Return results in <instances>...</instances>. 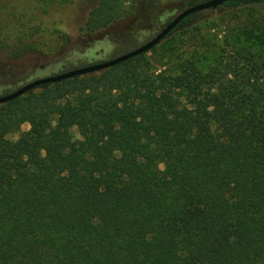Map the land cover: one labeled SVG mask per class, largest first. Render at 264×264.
Segmentation results:
<instances>
[{
	"label": "trees",
	"instance_id": "trees-1",
	"mask_svg": "<svg viewBox=\"0 0 264 264\" xmlns=\"http://www.w3.org/2000/svg\"><path fill=\"white\" fill-rule=\"evenodd\" d=\"M40 1L13 35L0 19V83L27 57L148 22L160 2L99 0L71 34ZM252 4L264 0L218 8ZM159 43L0 103V264H264V53L159 68L145 58Z\"/></svg>",
	"mask_w": 264,
	"mask_h": 264
},
{
	"label": "rangeland",
	"instance_id": "rangeland-1",
	"mask_svg": "<svg viewBox=\"0 0 264 264\" xmlns=\"http://www.w3.org/2000/svg\"><path fill=\"white\" fill-rule=\"evenodd\" d=\"M51 4L47 18L55 27L73 34L78 22L87 17L88 10L99 0H48ZM139 1V0H136ZM203 1V0H198ZM143 3V0H140ZM182 0H160L158 10L149 15L148 22L136 19L116 27L118 36L102 35L93 38L87 46L72 44L70 51L56 57L30 56L17 63L15 70L3 83L0 95L38 77H43L90 63L116 57L152 38L165 23L183 8ZM40 0H0V19L10 35L17 33L16 20L41 16ZM27 24V25H28ZM31 25V24H30ZM55 29V28H54ZM75 35V34H74ZM238 48L264 53V4L244 5L238 8L217 7L201 11L194 22L184 30L164 37L159 45L145 54L153 65L165 66L191 60L203 71L224 62L225 50ZM2 82V81H1ZM22 124L21 131L28 129ZM17 133L11 134L15 140Z\"/></svg>",
	"mask_w": 264,
	"mask_h": 264
},
{
	"label": "water",
	"instance_id": "water-1",
	"mask_svg": "<svg viewBox=\"0 0 264 264\" xmlns=\"http://www.w3.org/2000/svg\"><path fill=\"white\" fill-rule=\"evenodd\" d=\"M228 0H203L199 1L193 5L187 6L180 10L177 14H175L172 18H170L165 25L161 28L160 31H158L152 38L148 39L146 42L142 43L141 45L128 50L116 57L110 58L108 60L100 61V62H95V63H90L87 65H83L80 67L72 68L66 71L58 72L55 74L43 76V77H38L35 79H32L14 90L0 95V103H4L6 101L12 100L18 96H21L25 94L27 91L34 89L38 86H41L46 83H53L57 81H61L67 78H71L77 75H84L88 74L91 72H96L100 71L103 69H106L110 66H113L115 64L121 63L123 61H126L127 59L136 56L138 54H141L156 44H158L164 37L168 35L170 31H172L178 24L179 22L187 17L190 14L199 12V11H204L207 9H216L218 6L222 5L224 2Z\"/></svg>",
	"mask_w": 264,
	"mask_h": 264
}]
</instances>
